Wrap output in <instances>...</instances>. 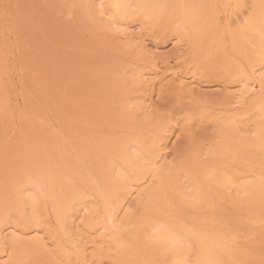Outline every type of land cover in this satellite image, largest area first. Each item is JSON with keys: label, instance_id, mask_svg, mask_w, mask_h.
Instances as JSON below:
<instances>
[{"label": "rangeland", "instance_id": "374dc122", "mask_svg": "<svg viewBox=\"0 0 264 264\" xmlns=\"http://www.w3.org/2000/svg\"><path fill=\"white\" fill-rule=\"evenodd\" d=\"M0 264H264V0H0Z\"/></svg>", "mask_w": 264, "mask_h": 264}, {"label": "bare ground", "instance_id": "6f19581e", "mask_svg": "<svg viewBox=\"0 0 264 264\" xmlns=\"http://www.w3.org/2000/svg\"><path fill=\"white\" fill-rule=\"evenodd\" d=\"M218 246V245H217Z\"/></svg>", "mask_w": 264, "mask_h": 264}]
</instances>
